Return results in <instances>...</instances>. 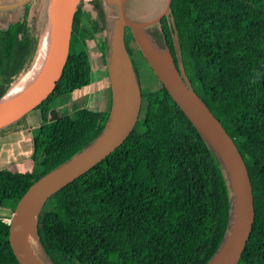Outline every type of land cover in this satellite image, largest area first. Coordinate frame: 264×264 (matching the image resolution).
Returning <instances> with one entry per match:
<instances>
[{"label": "trees", "instance_id": "obj_1", "mask_svg": "<svg viewBox=\"0 0 264 264\" xmlns=\"http://www.w3.org/2000/svg\"><path fill=\"white\" fill-rule=\"evenodd\" d=\"M57 4L0 0L6 23L0 24V59L9 66L0 97L17 81L14 60L27 59L28 68L35 62L44 22L55 19ZM105 6L104 0L93 1L95 18L84 31L78 28L62 78L35 109L43 123L32 131L29 170L0 171V208L14 212L29 189L104 134L110 107L79 108L54 121L48 111L54 99L90 84L83 66L90 52L103 61L108 57L112 14ZM146 32L177 58V68L184 69L194 92L237 146L255 210L238 264H264V0H170L166 14ZM125 37L129 54H141L132 32ZM92 41L88 53L86 44ZM130 62L141 87L138 63ZM140 93V116L130 136L40 208L38 241L52 264H209L227 238L232 200L221 157L162 83ZM9 228L0 219V264H20Z\"/></svg>", "mask_w": 264, "mask_h": 264}, {"label": "water", "instance_id": "obj_2", "mask_svg": "<svg viewBox=\"0 0 264 264\" xmlns=\"http://www.w3.org/2000/svg\"><path fill=\"white\" fill-rule=\"evenodd\" d=\"M116 1L117 18L120 19V27L117 34H115L116 36L112 39L109 38L111 40L109 55L113 54V62L118 66L120 60L122 64L123 61L127 60L128 64L126 67H129L127 70L131 77L136 79L124 45L125 27L127 26L131 29L133 38L158 80L169 92L175 103L187 113L208 138L213 148L221 157L225 168L230 173L240 211L235 213L237 221L231 237L228 238L227 236L221 249L209 264H238L249 241L255 218L252 185L246 164L233 139L226 133L221 123L211 113L206 104L194 92L184 69L181 67L177 68V65L173 62H161V57L158 59L157 56H151L142 44L139 33L142 25L136 24V26H133L125 17L126 0ZM83 3L84 0H58L56 16L59 20L60 39L53 62L43 79L26 95L13 101H0V129L34 111L53 94L63 76L78 35ZM169 3L170 0H168V6ZM110 5L113 6L112 3ZM168 6L155 22L166 14ZM117 70L118 67L115 66L114 74H116V78L120 74ZM122 77L111 82L112 89L116 87L117 93L121 95L114 97L111 118L104 134L87 150L59 167L29 189L18 202L9 223V241L13 253L20 264H35L25 247V233L28 222L33 218L35 219L34 223L37 235V215L45 202L52 195L87 173L91 168L109 156L130 136L135 128L140 116L141 93L139 92L136 99L132 102L129 120L124 124L127 104L122 96L125 93L122 84L124 78Z\"/></svg>", "mask_w": 264, "mask_h": 264}, {"label": "rangeland", "instance_id": "obj_3", "mask_svg": "<svg viewBox=\"0 0 264 264\" xmlns=\"http://www.w3.org/2000/svg\"><path fill=\"white\" fill-rule=\"evenodd\" d=\"M93 1L94 0H84L83 7H82V13H81L80 21H79V31H84L86 24L91 19L95 18V12L93 10ZM104 3L106 5L105 7H106L107 11H109V15L112 14L108 20V30H109V26H112V28H114L113 32H111V35H110V38L112 39L113 37L116 36L115 34H117L118 28L120 27L119 26L120 19L115 17L112 13L113 10L114 11L116 10V4L115 3H117V1L116 0H104ZM110 3H112L113 6H111ZM167 6H168V0H131L126 5L125 17L132 23L131 25L136 26L135 22L132 19L138 20V22L141 21L143 23L144 19H149V17L151 18V17H155L156 15L162 14V12H164L166 10ZM1 11L2 10L0 8V24L3 23L2 26H4V25H6V23H5L3 13ZM57 20H58V17L56 16V18L52 22H46L45 21L44 22L45 26H47L46 31ZM126 29L128 32L127 34H129V31L131 32V29L127 26H126ZM108 30H107V37H108ZM141 40H142V38H141ZM12 41H13V36L9 31V33L6 36V48H7L8 52H11V50H12V43H11ZM94 42L95 41H92V42L86 44V48L88 50V53L90 51L89 49L91 48V46H93ZM89 56L93 60V66L94 67L101 63V71L99 72V70H98V71L94 72V74L97 76V78H100V81L98 82V84H100V85L99 86L94 85V87L91 88L92 95H93L91 98V104L93 106L92 108L98 109V111L105 110L109 107L112 109L113 104H114V99H115L114 97L117 95H121V94L117 93L116 87L113 89H112V86L109 87V80L107 79V77H105L106 74L112 75L115 72L114 69H115V66L117 67V64H115L113 62L114 56H113V54H110L108 56L107 61L106 60L103 61V59H102L103 57L100 58L99 60H98V58H94L92 56L91 52H90ZM161 58H162V60H160V61L163 63L173 62L176 65L178 64L177 58L173 57V54L170 52V50H165L163 52ZM136 61L138 63L139 81H140L141 87H139V85L137 84L136 79L132 78L131 75L129 74V72L127 70L129 67H126L128 64L127 60H125V62L123 61V66H122V68H124V73H125L122 77V78H124L123 79L124 81L122 82V84L124 86L125 93L122 94V96L124 97L126 104H127V111H126V115H125L124 124H126L129 120L131 105H132V102L136 99L137 94H139V92H141V91L149 92V91H152V90L160 87V82L158 81V79L156 78L154 73L152 72L150 65L142 58H136ZM27 62H28L27 59L21 60L20 58H17L14 60V64L13 63L11 64L13 67L15 64L17 65V68H14L15 75L18 77L17 81L25 73H27L30 69H32L34 63L32 64L31 67L28 68ZM103 62H105V63H103ZM8 67L9 66H7V63L0 59V94L3 90V87H2L3 73H4V70H6V68H8ZM104 78H106V79L103 80ZM3 97L4 96L0 97V101H3ZM59 100H60V98L56 101V103H55L56 105L59 104ZM140 101L142 102L141 99H140ZM78 103L81 104L82 101H79ZM72 105H73L72 103H69L68 105H66V107L70 109L73 107ZM84 106L87 108L88 104L85 103ZM34 111L31 113L33 114L36 112V111L35 112ZM49 112L50 111H48V118L50 115ZM58 112H60V110ZM26 166L27 165H25V164H21L19 166H11L8 168V170H12V171L15 170V171L23 172V171L29 170V168ZM224 173H225L226 179L228 180V186L231 190L230 194H231V200H232V221H231L230 230H229L228 235H227L229 238V237H231V233H232L233 229L235 228V223L237 221V217H236L235 213H238L240 211V207L238 206L237 198H236L235 193H234V186L232 183V178H231L228 170L225 168V166H224ZM76 185L77 184H75V186ZM8 210H9L8 206L0 208V216L7 213ZM10 213L11 214L8 217V219H9L8 221L11 222L12 215L14 214V212L10 211ZM38 249H39L40 256H41L42 260L44 261V263L45 264H52L50 262V260L48 259V257L43 252V250L39 244V241H38Z\"/></svg>", "mask_w": 264, "mask_h": 264}, {"label": "crops", "instance_id": "obj_4", "mask_svg": "<svg viewBox=\"0 0 264 264\" xmlns=\"http://www.w3.org/2000/svg\"><path fill=\"white\" fill-rule=\"evenodd\" d=\"M130 1L131 0L125 1V12H126V5ZM132 20L135 22V24L142 23L141 21L138 22V20H135V19H132ZM148 20L153 21L154 19L153 17L151 18L149 17L147 21ZM112 30H113L112 26H109L108 38H110ZM99 59L100 58H98V60ZM85 65H87L88 67V70L86 71V73H88L90 76V84L87 85L86 87L70 92L69 94L60 96L59 104L57 105L55 103L59 98L51 101L50 106H49V111H50L49 120L50 121H54L66 115H69L70 113H72L73 111L79 108H86L84 106L85 103L88 104L87 109L98 111V109L92 108L93 106L91 104V98L93 95H92L91 88H93L94 85H97V86L100 85L98 84V82L100 81V78H97L94 72L98 70L99 72L101 71V63L94 67L93 60L89 58V61L83 66ZM73 71H76V69ZM82 73H77L75 75H79ZM105 77H111V82H114L115 80H117L116 74H112V75L106 74ZM105 79L106 78H104L103 80ZM79 101H82V103L79 104L78 103ZM69 103L73 104L72 105L73 107L70 109L66 107V105H68ZM59 110L60 112H58ZM35 111H34L35 113L32 114L30 112L31 114L28 113L27 115L15 121L14 123L0 129V171L8 170V168L11 166H19L21 164H25L27 165L26 167H29V160H30V157L34 149L32 131L35 128H38L43 123L41 113L38 110H35ZM10 211L12 210L9 209L7 213L0 216V219L4 220L8 224L10 222L8 221L9 220L8 217L11 214Z\"/></svg>", "mask_w": 264, "mask_h": 264}, {"label": "bare ground", "instance_id": "obj_5", "mask_svg": "<svg viewBox=\"0 0 264 264\" xmlns=\"http://www.w3.org/2000/svg\"><path fill=\"white\" fill-rule=\"evenodd\" d=\"M58 21V22H57ZM45 32L32 69L19 78L4 95L3 102L18 99L32 90L45 76L53 62L60 39L59 20ZM34 218L28 222L25 233V247L35 264H45L42 260L35 231Z\"/></svg>", "mask_w": 264, "mask_h": 264}, {"label": "flooded vegetation", "instance_id": "obj_6", "mask_svg": "<svg viewBox=\"0 0 264 264\" xmlns=\"http://www.w3.org/2000/svg\"><path fill=\"white\" fill-rule=\"evenodd\" d=\"M114 11V10H113ZM116 11V10H115ZM153 21L152 20H148L147 21V19H144L143 21V23H141V25H142V28L140 29V31H139V33H140V36H141V38H142V44H143V46H144V48L149 52V54L151 55V56H154V57H158V59L162 56V54H163V52L165 51V49H163V50H161L160 49V47L157 45V44H155V42H152L151 40H150V35H152L151 33H148V32H146V29H147V27H149V26H151V25H153V24H155L156 22H155V20L157 19L156 18V16L155 17H153ZM154 22V23H153ZM153 23V24H152ZM140 24V23H139ZM128 32L125 30V35L127 34ZM125 38L126 37H124V45H125V48H126V51H127V53H128V56H130L129 57V60L131 61V59L132 60H134V61H136V58H142V59H144L146 62H147V60H146V58L144 57V55H143V53H142V51H141V54L140 53H133L132 55H130L129 54V52H128V50H127V47H126V44H125ZM109 56V55H108ZM106 58V57H105ZM107 59H108V57L105 59L106 61H107ZM122 66H123V64H122V61L120 60V64L117 66L118 67V70H117V72L119 73L120 72V74H118V76H117V78H121V76H123L125 73H124V68H122ZM125 67V66H124ZM151 68V67H150ZM152 70V69H151ZM152 72L154 73V71L152 70ZM154 75H155V73H154ZM156 76V75H155ZM107 79L109 80V87H111L112 86V83H111V77H107ZM105 82V81H104ZM161 83V82H160Z\"/></svg>", "mask_w": 264, "mask_h": 264}]
</instances>
